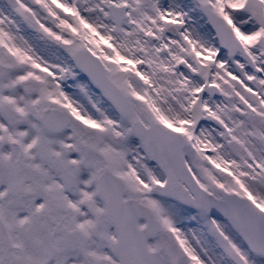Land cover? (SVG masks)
Masks as SVG:
<instances>
[{"label": "rangeland", "instance_id": "1", "mask_svg": "<svg viewBox=\"0 0 264 264\" xmlns=\"http://www.w3.org/2000/svg\"><path fill=\"white\" fill-rule=\"evenodd\" d=\"M227 3L242 4L225 12L247 32L246 55L214 52L205 10L220 13L218 0H0V264H117L98 195L106 164L127 196L153 207L160 231L149 244L174 264H264L227 221L152 192L164 174L133 129L134 117L187 129L185 157L202 185L264 207V0ZM111 4H126L127 18L115 22ZM86 46L133 115L75 65ZM205 82L218 93L197 95ZM46 107L72 123L46 129Z\"/></svg>", "mask_w": 264, "mask_h": 264}, {"label": "water", "instance_id": "2", "mask_svg": "<svg viewBox=\"0 0 264 264\" xmlns=\"http://www.w3.org/2000/svg\"><path fill=\"white\" fill-rule=\"evenodd\" d=\"M115 6L110 7L111 13L114 14ZM209 17L211 12L208 13ZM124 16L122 12L117 18L120 20ZM76 64L91 78L94 84L103 92V94L115 105V107L124 115H131L132 105L128 97L109 79L102 63L87 49H79L74 57ZM212 90V88H209ZM214 90V89H213ZM59 116L61 121L59 126L53 127L48 122V117ZM42 122L53 129L65 127L69 120L58 109H45L42 116ZM136 133L142 139L148 154L152 160L157 161L167 173L168 179L165 186L156 185L155 190L173 195L188 202L187 196L181 194L179 188L170 189L169 181L173 177H179L185 180L194 190V182L184 163L182 149L183 139L180 135L172 132L170 129L158 123H152L147 127L141 120H134ZM182 187V185H180ZM126 185L111 169L106 167L105 171L99 176L100 195L106 203L107 219L114 224L118 231V241L114 245V251L120 260V264H172L165 259L159 251L150 250L147 246V239L157 234L158 228L152 209L139 202L135 198L123 199L126 192ZM187 191V190H186ZM197 192V191H196ZM208 197L212 198L210 195ZM224 199H218L211 202L208 199H194L193 204L204 207L210 212L223 211L229 214L233 220L239 222L249 236H255V230H249L244 224L254 222L262 224V217L257 214L256 221H253L252 215L241 206L236 204L231 198H238L235 195L224 193ZM231 197V198H230ZM215 201V199H212ZM247 204V200L239 199ZM228 203L223 208L220 204ZM145 217L147 226L142 228L138 225V219ZM264 239L263 234L257 235ZM258 252L264 253V241H250Z\"/></svg>", "mask_w": 264, "mask_h": 264}]
</instances>
